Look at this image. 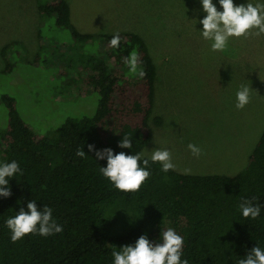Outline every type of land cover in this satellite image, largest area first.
Returning <instances> with one entry per match:
<instances>
[{"label": "trees", "instance_id": "trees-1", "mask_svg": "<svg viewBox=\"0 0 264 264\" xmlns=\"http://www.w3.org/2000/svg\"><path fill=\"white\" fill-rule=\"evenodd\" d=\"M34 2L41 16L53 14L55 24L69 29L75 41L97 38L94 54L73 60L89 70L85 81L96 102L91 114L68 115L54 129L37 134L19 115L13 97L0 94L6 110L0 125V164L15 160L22 170L9 179L11 196L0 197V264H113L114 250L134 245L141 235L154 245L161 243L169 227L183 237L181 259L189 264H239L253 247L264 250V127L245 166L233 175L175 169L165 173L158 162L143 156L149 159L150 177L138 192L118 191L102 176L100 168L107 160H97L95 151L110 148L114 155H131L150 140L157 67L148 41L132 31H79L70 21L66 0ZM117 33L120 46L113 48L110 40ZM19 51L11 40L2 46L1 56L7 61L20 56ZM133 51L146 72L142 79L130 74L124 63ZM11 66L6 63L4 70ZM125 135L132 139L131 149L118 147ZM89 144L94 151L88 150ZM78 149L86 156L78 157ZM253 196L261 212L256 219H246L238 206ZM31 200L39 209L52 208L63 231L48 237L29 234L14 243L6 221L20 208L27 211Z\"/></svg>", "mask_w": 264, "mask_h": 264}, {"label": "rangeland", "instance_id": "rangeland-1", "mask_svg": "<svg viewBox=\"0 0 264 264\" xmlns=\"http://www.w3.org/2000/svg\"><path fill=\"white\" fill-rule=\"evenodd\" d=\"M66 1L79 31H132L148 41L157 78L148 121L151 137L140 151L144 157L168 149L175 170L194 174L233 175L245 166L264 127V35L231 38L227 50L214 52L199 31L198 21L206 15L200 0ZM212 2L222 11L218 0ZM246 2L264 0H233ZM54 20L53 14L41 16L34 0H0V94L13 97L19 115L37 134L54 129L68 115L91 114L96 102L85 81L89 70L73 60L94 54L97 38L75 41ZM11 40L20 56L7 62L1 48ZM6 63L12 64L8 70ZM242 85L251 87V101L237 110ZM155 116L159 123L152 122ZM5 118L0 102V125ZM190 143L202 155L193 156Z\"/></svg>", "mask_w": 264, "mask_h": 264}, {"label": "clouds", "instance_id": "clouds-1", "mask_svg": "<svg viewBox=\"0 0 264 264\" xmlns=\"http://www.w3.org/2000/svg\"><path fill=\"white\" fill-rule=\"evenodd\" d=\"M202 11L206 13L198 22L202 25L199 30L202 38L211 41V50L223 52L227 50L231 38H245L250 36L259 37L264 35V2H246L234 4L233 0H218L222 11H218L212 0H200ZM197 23V21H196ZM120 35H113L110 46L119 48ZM130 74L143 78L146 72L141 67L139 54L133 51L124 59ZM251 87L242 85L236 93L237 110H242L251 101ZM122 149L132 148L130 136H123L118 143ZM188 149L195 157L202 155V150L194 144H188ZM88 150L94 151V145L89 144ZM78 157H85L82 149L76 152ZM97 160H107V166L101 167L100 172L118 191L122 193L138 192L145 181L150 177L149 159L144 158L142 153L126 155L123 151L113 154L112 149L105 148L95 151ZM150 160L159 163L161 170L167 173L175 169L172 155L168 149H156L152 152ZM141 161L142 165L141 166ZM187 171V170H186ZM22 175L20 165L13 160L9 163L0 164V197L11 196L9 179L17 174ZM258 198L244 199L239 204V209L244 218L256 219L261 212V206L254 204ZM52 208L37 207V203L31 200L27 203V211L20 208L17 215L7 219L6 227L10 230L11 241L17 242L29 234H38L48 237L63 231L52 216ZM184 239L173 228L169 227L163 232L162 242L151 243L145 235H141L134 245H127L119 251H113V264H189L187 259H181L183 254ZM239 264H264V250L259 246L253 247L246 258L239 260Z\"/></svg>", "mask_w": 264, "mask_h": 264}]
</instances>
